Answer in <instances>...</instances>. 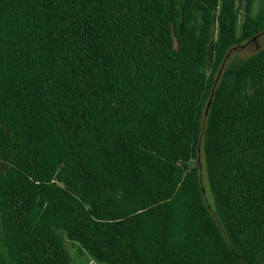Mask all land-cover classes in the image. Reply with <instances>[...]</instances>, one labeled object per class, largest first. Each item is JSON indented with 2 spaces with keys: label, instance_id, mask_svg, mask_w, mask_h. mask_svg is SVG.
<instances>
[{
  "label": "trees",
  "instance_id": "16d2710c",
  "mask_svg": "<svg viewBox=\"0 0 264 264\" xmlns=\"http://www.w3.org/2000/svg\"><path fill=\"white\" fill-rule=\"evenodd\" d=\"M263 32L264 0H0V264H264V46L229 57Z\"/></svg>",
  "mask_w": 264,
  "mask_h": 264
},
{
  "label": "rangeland",
  "instance_id": "374dc122",
  "mask_svg": "<svg viewBox=\"0 0 264 264\" xmlns=\"http://www.w3.org/2000/svg\"><path fill=\"white\" fill-rule=\"evenodd\" d=\"M263 46H264V32L260 33V35H257L256 37L252 38L246 43H242L241 45L234 47L230 51L229 57H233V56L246 57L256 52ZM201 145H202V134L200 135V148H201ZM193 164L198 167L200 175H201V181L204 185H206L205 170H204V165H203L201 149L198 150V157L196 160H193ZM204 196H205L206 201L208 202L211 201L208 190L204 191ZM65 245L70 254L71 264H84V263H80V258H82L81 262H83V259L86 260V255L84 254L83 250L79 248V246L70 242L67 239L65 240ZM85 264H95V263L88 260Z\"/></svg>",
  "mask_w": 264,
  "mask_h": 264
}]
</instances>
